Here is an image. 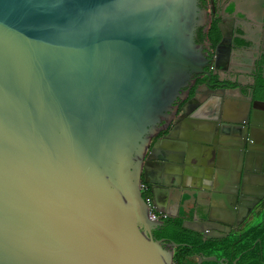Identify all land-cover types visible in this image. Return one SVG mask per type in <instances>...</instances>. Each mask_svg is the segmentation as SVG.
<instances>
[{
	"label": "water",
	"instance_id": "95a60500",
	"mask_svg": "<svg viewBox=\"0 0 264 264\" xmlns=\"http://www.w3.org/2000/svg\"><path fill=\"white\" fill-rule=\"evenodd\" d=\"M204 15L198 0H0V264H174L180 244L155 239L165 223L149 219L143 182L169 199L198 185L206 218L171 219L204 241L230 235L261 174L264 101H206L182 134L165 118L203 72Z\"/></svg>",
	"mask_w": 264,
	"mask_h": 264
},
{
	"label": "flooded vegetation",
	"instance_id": "af4514ba",
	"mask_svg": "<svg viewBox=\"0 0 264 264\" xmlns=\"http://www.w3.org/2000/svg\"><path fill=\"white\" fill-rule=\"evenodd\" d=\"M230 1L198 0L199 8L205 12V15L203 16V24L196 29L195 44L201 46L200 52L206 60L203 72L191 74L187 85L181 88L177 99L173 102L170 111L165 117L166 120H177L176 125L179 134H182L185 128L190 129L189 127L192 125L191 121L192 119L194 121L193 116L196 113L197 119H205L202 115L204 112L202 108L206 101L212 102L213 105H217L218 103L222 105L225 103L224 100L228 102L232 100L245 102V97H252L253 100L264 101L263 99L256 98L258 80L259 78H264V16L258 12L256 19L262 20L263 18V21L249 26V22L233 18L232 14L234 13V9L233 7H228ZM214 21L217 22V27L221 35L219 42L216 44L211 41L209 32ZM237 70L241 72L236 73ZM238 86L245 96H242L237 90L234 91V89H238ZM182 108H184L185 115L181 118L180 116L184 112L181 111ZM212 114L211 116H216L214 113ZM188 121L190 123L185 124ZM207 125L208 122H201L197 127L199 129L203 126L206 128ZM165 128L166 124L164 121L157 125L156 136H153L151 139L147 156L156 140L161 139L162 141L163 136L167 134L169 127ZM237 133V141L245 140L243 139L245 138L243 129L237 130ZM231 135L235 137V135ZM231 138L233 137L223 136L221 134L215 136L212 134L211 140L215 139L218 147L227 148L234 146L236 139ZM163 143L165 141H162L158 147ZM260 152L264 154V151L260 150ZM155 154H157V151H155ZM212 163L213 158L208 161V166H211ZM148 166L150 167V163ZM253 168H256L255 164H253ZM260 168V175L254 174L252 175L253 177L248 176L247 181L249 184L246 187L247 193L243 197L242 202L246 209L245 215L242 218L239 217L233 220L232 231L227 238H232L236 241L245 231L264 223V162ZM252 180L259 181L260 183H254ZM146 184L149 185V193L152 195L151 184ZM245 216L247 218L243 222L242 220ZM259 217L262 219L257 223H253ZM168 219L161 220L165 223V227ZM162 232L163 229L156 231L154 233L155 239L169 241L165 236H161ZM210 235L215 236V233H210ZM201 238L202 240L204 239L202 236ZM227 238H210L208 240L222 241ZM201 254L202 258L209 257L204 253ZM198 256H193V259L198 260ZM217 259L218 261L215 263L226 264L225 258L217 257ZM222 260L223 262L221 263Z\"/></svg>",
	"mask_w": 264,
	"mask_h": 264
},
{
	"label": "trees",
	"instance_id": "16d2710c",
	"mask_svg": "<svg viewBox=\"0 0 264 264\" xmlns=\"http://www.w3.org/2000/svg\"><path fill=\"white\" fill-rule=\"evenodd\" d=\"M209 32L211 41L214 44L218 43L221 35L216 21L213 22ZM256 98L264 100V78L258 80ZM182 223L181 219H168L165 230L163 229L161 234L169 241L180 244L176 251L175 264H181L182 259L186 260L188 257L201 255V253L225 258L226 264H234L236 259H238L237 264H264V223L245 231L236 241L232 238L222 241H203L199 234L184 229ZM202 264L217 263L203 262Z\"/></svg>",
	"mask_w": 264,
	"mask_h": 264
},
{
	"label": "crops",
	"instance_id": "0c3cea01",
	"mask_svg": "<svg viewBox=\"0 0 264 264\" xmlns=\"http://www.w3.org/2000/svg\"><path fill=\"white\" fill-rule=\"evenodd\" d=\"M229 6L234 9V13L232 14L233 18L245 20L249 22V26L256 22L259 23L263 21V18L262 20L256 19L258 12L264 16V1L262 0H231L228 4V7ZM258 6H260L259 9ZM240 72L241 71L238 70L236 71V73ZM187 130L188 129L185 128V132ZM151 188L156 205L163 213L170 217L169 219L178 216L179 213V216L181 215L187 220H192L196 212L201 215L200 218H206V213L210 205L209 192L199 191L198 185L193 182H190L189 180L184 181L182 186H178L175 197L171 199L166 197L165 190L161 183L158 185L151 184ZM175 255L174 264L176 260ZM196 261L198 263V260L189 257L186 260L185 258L182 259L181 264H195Z\"/></svg>",
	"mask_w": 264,
	"mask_h": 264
},
{
	"label": "built area",
	"instance_id": "2783aa9c",
	"mask_svg": "<svg viewBox=\"0 0 264 264\" xmlns=\"http://www.w3.org/2000/svg\"><path fill=\"white\" fill-rule=\"evenodd\" d=\"M141 192L148 206V217L151 221L157 222L168 218V215L159 212L152 195L149 193V185L146 183L141 184Z\"/></svg>",
	"mask_w": 264,
	"mask_h": 264
},
{
	"label": "rangeland",
	"instance_id": "374dc122",
	"mask_svg": "<svg viewBox=\"0 0 264 264\" xmlns=\"http://www.w3.org/2000/svg\"><path fill=\"white\" fill-rule=\"evenodd\" d=\"M259 8H260V6H258V9H259ZM260 219H262V218H261V217L256 218L255 221H254L253 223H257V222H259Z\"/></svg>",
	"mask_w": 264,
	"mask_h": 264
},
{
	"label": "clouds",
	"instance_id": "9594fccd",
	"mask_svg": "<svg viewBox=\"0 0 264 264\" xmlns=\"http://www.w3.org/2000/svg\"><path fill=\"white\" fill-rule=\"evenodd\" d=\"M204 183H205V184H210V181L205 180Z\"/></svg>",
	"mask_w": 264,
	"mask_h": 264
}]
</instances>
